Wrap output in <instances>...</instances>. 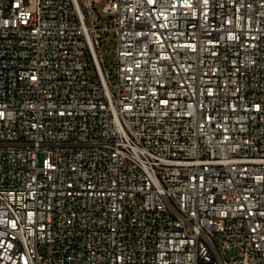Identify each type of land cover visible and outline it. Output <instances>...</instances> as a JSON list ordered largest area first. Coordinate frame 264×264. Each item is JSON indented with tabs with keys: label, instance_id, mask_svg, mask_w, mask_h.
<instances>
[{
	"label": "built area",
	"instance_id": "1",
	"mask_svg": "<svg viewBox=\"0 0 264 264\" xmlns=\"http://www.w3.org/2000/svg\"><path fill=\"white\" fill-rule=\"evenodd\" d=\"M0 264H264V0H0Z\"/></svg>",
	"mask_w": 264,
	"mask_h": 264
},
{
	"label": "rangeland",
	"instance_id": "2",
	"mask_svg": "<svg viewBox=\"0 0 264 264\" xmlns=\"http://www.w3.org/2000/svg\"><path fill=\"white\" fill-rule=\"evenodd\" d=\"M26 3H27V0H26ZM105 4H106V2L103 1L101 4L96 6L98 13H102ZM102 54H103L104 60L106 61V64H107V67H108V71H109L110 74H112L114 72V70H115V67H114V65L112 63V61L114 59L113 46L109 45L107 48L103 47ZM234 256H235V253L233 251L229 252L227 254V259L228 260H232V259H234Z\"/></svg>",
	"mask_w": 264,
	"mask_h": 264
}]
</instances>
